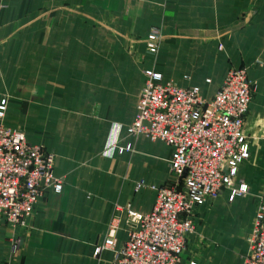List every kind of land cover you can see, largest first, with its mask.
I'll return each mask as SVG.
<instances>
[{
	"label": "crops",
	"instance_id": "1",
	"mask_svg": "<svg viewBox=\"0 0 264 264\" xmlns=\"http://www.w3.org/2000/svg\"><path fill=\"white\" fill-rule=\"evenodd\" d=\"M153 28L162 36L154 56L145 44ZM26 34L35 43L31 54L19 44ZM7 40L13 42L0 50L7 68L4 76L0 70L2 122L54 153L53 173L64 186L48 191L24 226L0 223V264H110L126 241L124 214L115 248L93 252L114 207L147 214L156 197L150 187L172 178L173 148L126 132L145 71L196 86L210 100L229 70L244 67L255 90L244 121L249 157L235 187L246 185V193L232 202L227 192L207 200L183 253L198 264H242L264 198V0H0V42ZM48 41L59 47L46 49ZM32 56L33 80L10 77L12 64L21 68L12 58ZM112 143L132 149L110 155Z\"/></svg>",
	"mask_w": 264,
	"mask_h": 264
},
{
	"label": "built area",
	"instance_id": "2",
	"mask_svg": "<svg viewBox=\"0 0 264 264\" xmlns=\"http://www.w3.org/2000/svg\"><path fill=\"white\" fill-rule=\"evenodd\" d=\"M161 39L160 30L151 29L145 41L150 55L157 54ZM144 75L136 115L126 132L172 147V178L150 187L156 197L147 214L135 212L129 205H116L105 239L93 254L98 257L103 250L115 248L124 214L126 241L110 264H198L184 259L183 253L200 208L226 192L229 202L246 193V185L235 187V181L238 167L249 157L244 121L255 84L246 68L231 69L213 97L205 100L196 86L183 88L163 82L152 70ZM6 102H0V223L15 229L26 224L48 191L61 193L64 182L54 176L53 152L29 143L21 129L3 124ZM131 149L130 143L125 147L112 143L107 153ZM142 187L140 181L134 189ZM10 245L15 255L19 243L12 239ZM242 264H264V198L257 204Z\"/></svg>",
	"mask_w": 264,
	"mask_h": 264
},
{
	"label": "rangeland",
	"instance_id": "3",
	"mask_svg": "<svg viewBox=\"0 0 264 264\" xmlns=\"http://www.w3.org/2000/svg\"><path fill=\"white\" fill-rule=\"evenodd\" d=\"M94 31H96L97 32V30L95 29ZM32 33L33 32H28V34H30V37H32ZM28 34H26L27 36H26V38H25V40H23L24 42H19V44L21 45V46H23V47H25V50L26 51H29V53L31 54V53H33L34 52V50H35V43H33L32 41H30L29 40V36H28ZM13 41H11V42H9L8 40L7 41H5V42H0V50H2V49H4V45H6V44H10V43H12ZM15 44H17V42L15 43ZM48 45V47H46V49H54V48H57V46L59 47V44H58V42L56 43V42H54L53 41V43L52 42H47V44H46V46ZM89 46H90V48L91 49H93V50H97L98 48L96 47V48H94V43H92L91 41L89 42ZM111 47H113V43H112V45H111ZM15 49H17V50H19V47H18V45H16L15 46ZM23 49V48H22ZM106 49H108V48H106ZM13 59V61H14V63L16 64V62L18 61V63H19V65L21 66V68H19V69H16L15 67H14V64H12L11 66H10V73H9V75H10V77H14L13 79H16L17 77H18V75H23L26 79H30V80H33V78L35 77V75H36V70H35V67H34V64H35V62H37V59H35V57H26V58H12ZM10 60V59H9ZM12 66H13V68H14V71L12 72L11 71V69H12ZM45 66V65H44ZM48 66V65H47ZM0 70H1V74H2V76H4V73H3V71H6L7 70V68H6V63H4L2 66H0ZM17 73H19L18 75H16ZM38 86V84H34L33 86ZM34 88V87H33ZM198 222H200V221H198ZM198 222H197V224H198ZM236 227V229L239 231V227H238V225H236L235 226ZM235 240H236V238H234ZM238 242V241H237ZM239 243V242H238ZM232 244L233 245H231V247L233 248V250H235L236 248H237V243H236V241L235 242H232Z\"/></svg>",
	"mask_w": 264,
	"mask_h": 264
}]
</instances>
